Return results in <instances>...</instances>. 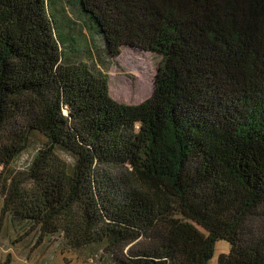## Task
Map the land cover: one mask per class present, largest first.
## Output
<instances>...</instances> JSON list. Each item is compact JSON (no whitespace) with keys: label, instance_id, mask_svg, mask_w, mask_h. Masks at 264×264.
I'll return each mask as SVG.
<instances>
[{"label":"trees","instance_id":"trees-1","mask_svg":"<svg viewBox=\"0 0 264 264\" xmlns=\"http://www.w3.org/2000/svg\"><path fill=\"white\" fill-rule=\"evenodd\" d=\"M126 48L140 105L98 66ZM6 218L86 264H264V0H0Z\"/></svg>","mask_w":264,"mask_h":264},{"label":"rangeland","instance_id":"rangeland-1","mask_svg":"<svg viewBox=\"0 0 264 264\" xmlns=\"http://www.w3.org/2000/svg\"><path fill=\"white\" fill-rule=\"evenodd\" d=\"M159 63L160 59L151 53L126 48L119 57L105 66L107 70L100 63L98 66L108 75L111 98L126 105H140L154 92ZM26 159L27 156L23 161ZM27 231L28 228L15 224L9 218L0 220L1 262L10 259L11 264H86L75 254L63 255L59 252V235L48 236L39 243L38 232L25 237ZM229 251L228 243L218 242L210 264H217L218 256Z\"/></svg>","mask_w":264,"mask_h":264},{"label":"water","instance_id":"water-1","mask_svg":"<svg viewBox=\"0 0 264 264\" xmlns=\"http://www.w3.org/2000/svg\"><path fill=\"white\" fill-rule=\"evenodd\" d=\"M155 86V85H154Z\"/></svg>","mask_w":264,"mask_h":264}]
</instances>
